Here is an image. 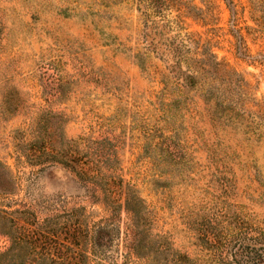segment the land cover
Masks as SVG:
<instances>
[{
	"label": "rangeland",
	"instance_id": "obj_1",
	"mask_svg": "<svg viewBox=\"0 0 264 264\" xmlns=\"http://www.w3.org/2000/svg\"><path fill=\"white\" fill-rule=\"evenodd\" d=\"M160 1L0 0V254L264 264V0Z\"/></svg>",
	"mask_w": 264,
	"mask_h": 264
},
{
	"label": "trees",
	"instance_id": "obj_2",
	"mask_svg": "<svg viewBox=\"0 0 264 264\" xmlns=\"http://www.w3.org/2000/svg\"><path fill=\"white\" fill-rule=\"evenodd\" d=\"M152 2V7H155V5H162V2L160 0H150ZM194 69L196 73L202 74V75H208L210 71L215 70L218 67V64L215 62V57L213 55H206V57L202 59H195ZM235 76L234 72L227 70V74L225 76V82L227 87V97L231 98L233 96L234 89L236 86L239 88H244L242 83L240 81L233 79ZM182 80L184 81L185 86L191 87L195 84V81L193 77L191 76H182ZM240 91H238L239 93ZM241 97V95H238ZM226 110H229L230 112L233 111L230 107H225ZM264 118V116L262 117ZM129 202H125L124 208L127 214L130 216V221L132 223L133 227H140L143 226V222L140 221V212L139 209H136L135 205H132L131 208H129ZM3 218L2 220H5L8 218V213L2 211L0 213ZM12 223V222H11ZM16 229V227L14 228ZM159 248L154 247L152 249V242L146 238V234L143 230H140L138 232V237L136 239V244L134 248L132 249L133 253L132 256L128 258V262L130 264H147V261H149L150 258H147V252L152 251L156 256L154 259L158 260V255H163V250L165 249L167 251V247H163V244L159 243ZM29 247V246H28ZM22 250V240L21 238L15 237L14 240L11 243V247L6 253L0 254V264H58L55 260H18V256L20 254V251ZM33 251L31 250V253ZM150 254V253H149ZM148 254V255H149ZM173 255V254H171ZM179 260L177 263L179 264H188L190 263V260L183 256H177ZM155 260V261H156ZM167 261V260H166ZM166 264H170L168 261ZM175 264V263H174Z\"/></svg>",
	"mask_w": 264,
	"mask_h": 264
}]
</instances>
